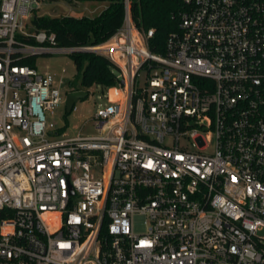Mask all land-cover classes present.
<instances>
[{"label": "built area", "instance_id": "built-area-1", "mask_svg": "<svg viewBox=\"0 0 264 264\" xmlns=\"http://www.w3.org/2000/svg\"><path fill=\"white\" fill-rule=\"evenodd\" d=\"M42 1L0 0V264H264V0H183L163 53L133 0L82 47L38 29ZM56 53L116 67L96 135L49 139L89 94L24 64Z\"/></svg>", "mask_w": 264, "mask_h": 264}, {"label": "trees", "instance_id": "trees-1", "mask_svg": "<svg viewBox=\"0 0 264 264\" xmlns=\"http://www.w3.org/2000/svg\"><path fill=\"white\" fill-rule=\"evenodd\" d=\"M183 0H133V16L141 30L154 29L150 48L163 53L172 32L179 30ZM124 11L121 0H111L108 8L95 18L47 17L35 21L38 29L56 34L59 47H82L100 44L109 39L120 27ZM81 75L82 88L100 86L106 90L116 84V67L104 56L78 53L71 56ZM34 59L24 64H33Z\"/></svg>", "mask_w": 264, "mask_h": 264}, {"label": "rangeland", "instance_id": "rangeland-1", "mask_svg": "<svg viewBox=\"0 0 264 264\" xmlns=\"http://www.w3.org/2000/svg\"><path fill=\"white\" fill-rule=\"evenodd\" d=\"M107 7L108 3L104 1H84L74 4L69 0H43L38 15L95 18L105 11ZM32 66L36 67L41 73L50 72L57 80H62V88L64 90L71 91L82 88L81 75L69 55L63 53L41 55L34 59ZM143 77L144 75H142V79ZM107 96L108 94L103 92L100 86H94L89 89V96L86 99L79 100L76 103V112L68 113L66 103H63L53 111H47L48 123H55L60 132L58 136L50 135L49 139H69L78 136L80 133L86 136L96 135L98 130L93 123L94 116L100 108L109 104ZM110 96L114 99L117 97V92L112 90ZM134 226L138 233L143 232L145 230L144 218L141 216L135 217Z\"/></svg>", "mask_w": 264, "mask_h": 264}, {"label": "water", "instance_id": "water-1", "mask_svg": "<svg viewBox=\"0 0 264 264\" xmlns=\"http://www.w3.org/2000/svg\"><path fill=\"white\" fill-rule=\"evenodd\" d=\"M89 96L88 92L86 91H78L69 93L66 99V108L67 112L71 113L74 105L82 99H86Z\"/></svg>", "mask_w": 264, "mask_h": 264}]
</instances>
